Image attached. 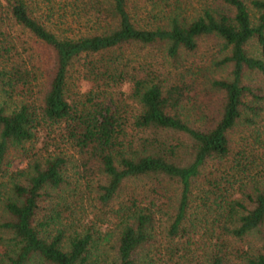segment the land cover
Segmentation results:
<instances>
[{
	"label": "trees",
	"instance_id": "obj_1",
	"mask_svg": "<svg viewBox=\"0 0 264 264\" xmlns=\"http://www.w3.org/2000/svg\"><path fill=\"white\" fill-rule=\"evenodd\" d=\"M191 4L0 0V264H264V138L231 136L264 98L243 81L264 76V0ZM208 35L226 73L206 79L217 113L193 123L200 73L157 53L178 61ZM10 147L24 168L3 163ZM71 158L97 171L108 261L91 253L100 222L41 205L63 200Z\"/></svg>",
	"mask_w": 264,
	"mask_h": 264
},
{
	"label": "rangeland",
	"instance_id": "obj_2",
	"mask_svg": "<svg viewBox=\"0 0 264 264\" xmlns=\"http://www.w3.org/2000/svg\"><path fill=\"white\" fill-rule=\"evenodd\" d=\"M201 1L202 0H192L190 7L197 6ZM15 33L19 34L18 30H16V27H13L9 30V34H11V36H14ZM219 46V40L212 35H208L203 36L198 40L197 47L194 51L180 53L178 61L171 62L169 59L163 58L161 57V54L157 53V55L164 60V63L170 69L178 70V68H180L179 64H185L187 67H184L183 70H192L194 73L196 71V74L200 73L198 83L199 86L197 88L196 84L195 89H193V91L197 89L195 106L193 107V105L187 103L184 104L185 108H189L188 113L191 114L189 119L193 123H198L204 116L209 118L210 116L217 113L219 105V91L209 88L206 84V79L223 76L226 73L224 66L218 65L216 62L219 57ZM246 50L248 53L253 55L258 53V49L254 41H249L246 44ZM243 81L249 83L252 86L259 87L258 93L263 94L264 96L263 75L257 72L248 71L244 73ZM256 103L261 104L259 113L253 116L254 121L251 124L246 125L238 122V124L234 126L233 132L231 134L234 140H238L243 135L245 137L250 132L253 135L254 133H258L262 138H264V98ZM71 159L67 162L65 169V178L68 183L63 184L59 188L64 194L63 200H60L59 203H55L57 200L56 198H47L41 201V205L45 207L49 206L50 204H59V208L64 211L65 215L69 213V210H73L75 221L79 220V222H87L90 219L92 221L100 222L101 227L99 230L105 235L106 238L100 239L96 245V248L91 249V253L103 261H108L113 252L112 232L115 230V222L114 220L105 222V216L103 217V211L105 208H103L95 199L93 185L97 180V171L85 169L75 160ZM3 163H5L9 169L16 170L19 168H24L26 166L27 160L20 148L10 147L8 148V151L3 159ZM76 185H78V187H76ZM192 202L193 204H197L198 199H194ZM112 205L114 206L115 204ZM1 213L2 207L0 204V216ZM70 216L71 215L68 217ZM101 219L104 221H101ZM262 229L264 231V225ZM251 241L256 246L261 245L263 242L257 238H252ZM27 264H37V261H28ZM238 264H241L240 261H238Z\"/></svg>",
	"mask_w": 264,
	"mask_h": 264
}]
</instances>
